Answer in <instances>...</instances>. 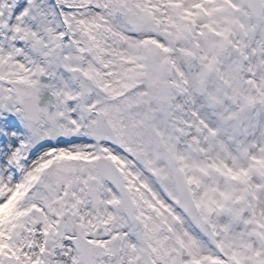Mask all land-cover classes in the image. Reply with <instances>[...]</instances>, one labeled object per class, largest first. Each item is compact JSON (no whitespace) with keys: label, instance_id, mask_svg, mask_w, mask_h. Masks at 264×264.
<instances>
[{"label":"snow or ice","instance_id":"1","mask_svg":"<svg viewBox=\"0 0 264 264\" xmlns=\"http://www.w3.org/2000/svg\"><path fill=\"white\" fill-rule=\"evenodd\" d=\"M0 264H264V0H0Z\"/></svg>","mask_w":264,"mask_h":264}]
</instances>
